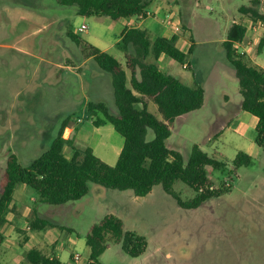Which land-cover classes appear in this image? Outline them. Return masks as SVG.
Listing matches in <instances>:
<instances>
[{
    "label": "rangeland",
    "instance_id": "rangeland-1",
    "mask_svg": "<svg viewBox=\"0 0 264 264\" xmlns=\"http://www.w3.org/2000/svg\"><path fill=\"white\" fill-rule=\"evenodd\" d=\"M8 2L39 7L46 12L52 11L48 7L50 4L62 10L71 11L74 8L60 7L55 0ZM158 2L159 0H152L148 9L153 11ZM161 2L166 8L168 3H174L172 13L180 16L183 26L180 24L179 28L180 31L183 29L184 38L193 43H201L195 45L188 55L197 68V72L194 71L193 79L196 83L193 86L203 88L208 74H211V80H218L220 68L225 63L231 67L225 60L224 49L218 40L226 34L232 21L242 23L245 18L249 22L239 12V8L251 5L252 0ZM260 4V10L264 12V0H260ZM69 16L71 14H65V17ZM156 17L160 18L158 15ZM92 22L90 19L85 21L87 30L81 32L78 39L85 40L87 33L108 35L105 29L118 27L110 23L106 28L96 29ZM101 22L110 21L103 17ZM46 37L56 40L55 46L69 51L71 57L80 54L75 42L66 36L63 28H53ZM258 42L256 40L253 43L251 55L254 57L257 56ZM117 54L121 56V53ZM10 60L5 52H0V179L10 153L16 154L20 165L28 166L49 148L61 121L70 115L74 131H66L64 139L70 141L75 148H90L96 157L107 165L114 166L122 149L123 139L108 123L95 127V117L87 116L82 109L83 98L98 92L108 112L117 115L110 74L98 68L101 75L90 81L82 75L83 72L87 74L92 70V65H88L76 81L71 80L72 89L68 95L64 93L62 99L44 82H38L34 90H24L17 96L19 87L26 85L20 84L16 79L19 74L17 68L10 65ZM148 61H153V58L149 57ZM258 62L264 64V46L258 54ZM176 66L180 68L179 65ZM34 67L33 64L23 66L22 77L28 78ZM161 69L163 72L167 71ZM223 86L213 83V88L207 95L210 103L176 120L166 146L180 153L185 162L194 144L209 156L224 162L222 169L208 167L206 171L217 187L225 184L223 186L229 189L227 194L209 199L196 209L183 210L163 191L161 185L153 187L145 197H135L130 190L106 189L89 183L87 195L80 200L50 206L39 203L32 189L19 185L13 193L12 201L17 206L16 203L10 205L12 215L7 212L3 219L8 223L9 217H14L11 220L15 223L18 221L23 231L19 228L14 230L15 226L7 223L6 229L3 224L0 225V234L4 235L0 248L5 246L6 260H13L8 263L29 264L26 252H23V247L28 246L26 235L36 233L40 238L39 231L51 230L56 234L55 244L42 249L44 255L53 253L61 264H87L86 233L91 225L103 217L114 215L121 219L124 231L143 236L147 247L141 256L131 258L119 246H111L98 258V264H264V149L258 148L254 143L255 117L237 109L235 101L240 97L236 81L224 79ZM219 94L229 96L230 102L224 105L218 98ZM13 102L16 103L17 112L21 113V123L14 122L12 118L2 122L1 113ZM235 117L248 119L239 133L228 128L229 122ZM21 128L25 141L15 133ZM5 130L8 133H4ZM152 137V132H149L148 139ZM238 152L249 155L252 164L234 170L232 161ZM63 153L65 157L71 158V145H66ZM173 189L182 200L192 199L195 195L181 182H176ZM51 212L56 214L49 215ZM35 216L47 219L51 226L32 230L30 222ZM18 217L23 218L22 221ZM11 222L9 224H15ZM72 255L78 256V259H73ZM1 261L0 264H4L2 258Z\"/></svg>",
    "mask_w": 264,
    "mask_h": 264
},
{
    "label": "trees",
    "instance_id": "trees-1",
    "mask_svg": "<svg viewBox=\"0 0 264 264\" xmlns=\"http://www.w3.org/2000/svg\"><path fill=\"white\" fill-rule=\"evenodd\" d=\"M60 6H74L82 17H108L116 22L120 19H137L146 16V8L152 0H55ZM260 0L241 6L239 12L251 22L264 24V12ZM243 24H231L223 48L226 59L235 71L242 111L255 117L254 143L264 149V70L258 68L238 52L236 44L245 38ZM82 57H90L101 71L109 73L117 115H111L103 103L88 102L85 112L95 117V127L110 124L123 139V146L114 166H109L96 157L90 148L78 149L64 139L63 133L72 118L63 120L49 148L28 166L20 165L15 154L10 153L0 179V225L3 216L10 210L13 193L17 186L32 189L39 203L61 206L78 201L88 193L89 183L106 189L130 190L135 197H145L153 187L161 185L183 210H193L209 199L227 194L229 189L217 187L208 177V167L222 169L225 164L194 144L185 162L180 153L166 146L172 127L181 116L199 110L204 101L203 89L189 87L179 79L164 73L151 57L167 58L184 65L188 53L181 51L175 38L151 37L142 28H130L122 32L116 44L121 56L91 47L71 32ZM264 46V37L258 43L259 52ZM153 137L148 139V133ZM71 145V158L65 157L63 149ZM252 164L249 155L238 152L232 161L237 170ZM181 182L195 195L182 200L173 185ZM230 186V185H229ZM32 230L51 226L47 219L35 216L30 222ZM2 236L0 234V242ZM87 264H98V258L111 246H119L131 258L141 256L147 247L143 236L124 231L120 218L107 215L90 226L85 235ZM29 264H61L57 258H48L44 252L31 249L25 254Z\"/></svg>",
    "mask_w": 264,
    "mask_h": 264
},
{
    "label": "crops",
    "instance_id": "crops-1",
    "mask_svg": "<svg viewBox=\"0 0 264 264\" xmlns=\"http://www.w3.org/2000/svg\"><path fill=\"white\" fill-rule=\"evenodd\" d=\"M56 5L58 4L56 3ZM48 7L52 9L51 11L52 13L46 12L40 9L39 7L28 6L18 2L11 3L8 2V0H0V52L2 51L5 52V55H8L11 58L10 65L15 66L19 74L16 79L19 81L20 84L22 83V85L23 84L26 85L25 87H21V86L19 87L20 89L17 96H19L24 90H29V89L34 90L37 87L38 82H44L52 92L57 93L55 94L57 95V97H60V99H62V97H64V93H67L68 95V92L71 91L70 89H72L71 80L76 81L75 79L77 77H80V75L88 65H92L91 66L92 70H90L87 74H85L84 72L82 74L88 80L92 81L93 79L101 75L98 66L90 57L85 58L82 57L81 54H79V55H75V57L73 58L71 57L69 51H67L66 49L57 48L55 46L57 45L56 40L53 39L51 40L50 38L46 37L55 27L63 28V30L66 33V36L69 37L68 36L69 32H71L75 36H78L81 32H77V30L81 27H84L85 30L83 32H86L87 27L85 26V21H87V19L93 21L92 24L96 29H102L104 27L106 28V26H108L110 23H114L115 25H118V27L114 29L111 28L105 29L108 35H104L102 33L97 35L87 33L85 40H81V41L91 47L97 48L100 51L108 52L116 56H119V54H117L119 52L116 49V44L120 40L121 34L124 30L130 28H142L151 37L154 36H161L166 38L174 37L176 39L175 40L176 46L184 53H188V55L191 54L193 47L195 45L201 44V43H193L190 40H186L182 34L183 29L178 33H174L171 26L166 25L164 23L165 16L170 15L173 18V22L175 24L178 25L181 24L180 16L172 13L174 3H168L166 8L162 4L161 0H159V2L155 5L153 11H150L147 6L145 12L146 16L143 17L142 19L139 18L120 19L114 22L107 17L108 21H110L108 23L101 22L103 16L89 17V18L79 16L77 14V9L74 6H60V7H74L71 11L62 10V8L55 7L52 4L48 5ZM66 13L68 15L71 14L72 17L71 16L65 17ZM156 15L160 16V18L157 19ZM233 23L239 24L236 21H232V24ZM240 24H243L246 27V34L243 41L241 43L236 44L238 52L245 55L246 59L249 60L252 65L264 70V64L258 62V54L260 53L261 50L259 52L258 51L256 52L257 53L256 57H254V55H251L254 46L253 43L256 40L260 41V39L264 37V24L260 22H251L250 20L248 22L245 18H243L242 23L240 22ZM230 26L231 25L228 26V29ZM226 34L223 35L218 40V42L221 43L222 47H223V42H225L226 40ZM224 55H225L224 56L225 60L227 61L225 51H224ZM151 62L156 63L161 71H162L161 68L166 69L167 71L164 73H167L179 79L186 86L195 87L193 85L196 83V80H194L193 78L195 75L194 71L196 70L197 72V68L193 63L194 62L193 60H190L188 58L187 62L184 65H180L177 62L167 58L166 56L160 55L158 56L157 60L153 59V61ZM25 64L26 65L33 64L35 66L32 74H30L28 78L22 77L23 66H26ZM176 65H179L180 68H178ZM184 71L187 72L185 73ZM221 74L223 76H221ZM210 75L211 74L207 75V81L203 83L204 85L202 89L204 93V101L202 107H204L206 103L208 104L210 103V101L207 98V95L210 93V89L213 88V83H219L220 86L222 87H224L223 86L224 79H229L230 81L235 80L237 83L234 69L232 67L229 68L226 63L225 66L221 67L220 71L218 72L219 75L218 80H211L212 78ZM21 88L23 89L21 90ZM218 98L219 100L223 101L224 105H227L230 102V98L226 94H219ZM88 102L103 103L102 98L100 97V95H98V92H94L93 94L86 95L83 98V103H82L83 104L82 109L84 113H85V106ZM235 102L238 107L237 109L243 113L244 111H242L240 108L241 98H239ZM17 111L18 110L16 109V103L13 102L12 105L9 106V108L4 109V112L1 113V115L3 116L2 122L5 119L9 120V118H12L14 122L21 123L22 121L21 113ZM69 117H66L65 119ZM247 120L248 119L245 117H243V119H239L238 117H235V119L229 122L230 125L228 128H230L235 133H239L242 131L243 127L245 126V122ZM256 122L257 120L254 122V125H256ZM71 123L70 126L64 130L63 137L66 131H70V132L74 131L73 125H71ZM4 133H8L7 130H5ZM15 133H17L20 136V138L23 139V141H25L22 128L16 130ZM23 144L24 142L22 143V145ZM15 203L16 202L11 203V205ZM15 205L17 206V203ZM8 213L12 215L11 208L8 211ZM52 214H56V213L51 212L49 215ZM13 218L9 217L10 219L9 222L12 221L11 223H15L13 220H11ZM22 219L19 218V220L21 221ZM9 222L7 223L6 221H4L2 223L4 225V229H6L5 226L7 223L9 226L14 225L15 226L14 230L16 228L17 229L19 228L21 231H23V227L18 225V221L15 224H9ZM1 228H3V226ZM39 232L41 233L40 238L39 236H37L38 234L36 233L30 234V236L26 235L28 246L23 247V252L27 253L29 250L35 248L43 252L42 249H44L47 246H53L55 244L56 234H54L53 231L46 230ZM2 237H3L2 239H4L3 234ZM2 242L3 240H1L0 245L2 244ZM1 248H0V261L2 258L4 260V264H9L8 262H12L13 260L12 259L9 261L6 260L7 248L5 246L3 247V249ZM46 256L50 259L57 258L53 255V253L52 255L50 254ZM72 258L77 260L78 256L72 255ZM16 259L17 258L15 257L14 260ZM13 264L16 263L14 262Z\"/></svg>",
    "mask_w": 264,
    "mask_h": 264
},
{
    "label": "built area",
    "instance_id": "built-area-1",
    "mask_svg": "<svg viewBox=\"0 0 264 264\" xmlns=\"http://www.w3.org/2000/svg\"><path fill=\"white\" fill-rule=\"evenodd\" d=\"M142 18H143V17H139V19H142ZM164 23H165L166 25L171 26V28L173 29V32H174V33H178V32L180 31L179 25H178V24H175V23L173 22V18H172L170 15L165 16V18H164ZM84 30H85V28H84V27H81V28H79V29L77 30V32H83Z\"/></svg>",
    "mask_w": 264,
    "mask_h": 264
}]
</instances>
